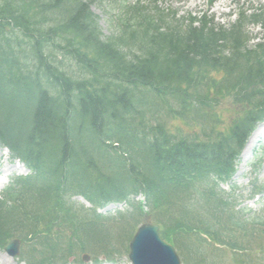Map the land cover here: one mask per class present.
I'll list each match as a JSON object with an SVG mask.
<instances>
[{"label": "trees", "instance_id": "trees-1", "mask_svg": "<svg viewBox=\"0 0 264 264\" xmlns=\"http://www.w3.org/2000/svg\"><path fill=\"white\" fill-rule=\"evenodd\" d=\"M247 17L174 24L137 1L104 36L82 0H0V145L30 170L0 194V249L19 236L29 264H66L86 247L112 261L124 228L110 223L141 222L129 196L142 193L148 215H166L165 239L192 240L194 264L208 261L197 233L247 264L264 217L243 219L217 192L264 121V41L249 47L244 29L249 19L264 36V8ZM222 103L237 109L227 133L214 130ZM162 118L202 135H173ZM75 195L96 207L127 202L130 212L103 217Z\"/></svg>", "mask_w": 264, "mask_h": 264}, {"label": "rangeland", "instance_id": "rangeland-1", "mask_svg": "<svg viewBox=\"0 0 264 264\" xmlns=\"http://www.w3.org/2000/svg\"><path fill=\"white\" fill-rule=\"evenodd\" d=\"M90 5V9L94 13L97 18L98 26L101 29V32L104 36L109 35L116 27H117V10L122 7V5H132L137 1L140 4H145L148 8L152 6L156 8L159 12H161L171 23L174 24H184L187 23L188 17H192L199 20L200 17L205 14V17L212 22L214 27H229V25L233 24L236 21V14L239 11H247L253 9H259L260 7H264V0H215L213 5L209 7L208 0H156L154 5H148L151 0H82ZM149 1V2H148ZM172 16L174 19H172ZM182 24V25H184ZM197 25V24H196ZM245 35L248 37L249 45L254 46L263 40L262 29L259 25L249 23L248 21L245 24ZM217 113V124L214 127L215 132L227 133L229 130V122L234 117V113L237 110L234 107H228L225 103H222L220 106L214 109ZM161 122L166 124L167 130L176 135L178 131L182 135L190 136H201V128L199 125L191 124L188 120L182 119H174L168 120L166 118H162ZM154 126L155 124L152 123ZM257 129L254 130V132ZM252 132V134L254 133ZM249 136V138L252 136ZM245 143L243 150L248 143V140ZM241 155L238 157L235 163V173L232 179L230 180V184H233L237 188H239V193L241 195V199H239L237 208H244L242 211L243 215L241 216L243 219L251 218L258 214L261 211L264 212V130L259 135V137L251 144V149L247 153L246 162H241ZM256 163V170L253 169L250 165ZM29 174V171L24 167V165L17 161L12 160L10 158V153L0 146V181L5 182L4 184L0 182V192L3 191L4 187L8 186L10 180L17 178L18 176H25ZM256 182V184L261 188L257 193L259 199L257 197H253L249 199L251 196V189L249 185L251 183ZM230 184H220L217 192L224 195L230 201ZM237 194V193H236ZM138 198H143L141 194L138 195ZM71 201H76L80 205L79 202L85 204V202L80 200L79 198H73ZM87 205V204H85ZM235 207L234 210L237 209ZM206 210V209H205ZM205 210L203 208L196 209L195 213L199 217L201 214L206 218L207 221H210L207 217L211 216L205 215ZM237 211V210H236ZM103 215L113 217L114 214H108L106 212V208L101 210ZM144 212L149 216L148 208H144ZM160 211L157 213H153L148 218L150 222L155 224L160 228V222H164L166 220V215L160 216ZM145 220V219H144ZM142 221L143 223L146 221ZM112 226L119 230L124 228L123 233L121 234L120 239L115 241L113 244V249H115L114 254L112 255V261L107 262L106 258L107 254L105 251L91 249V247H86L83 252H80L78 249H74L72 255H70L67 259L68 264H131L127 258L128 254V242L135 230L138 228L140 224H133L131 222L122 224L118 219L114 221ZM256 230H260L261 228L256 227ZM68 235V232H65ZM199 238L203 237L202 235L196 234ZM56 235L52 234V237ZM58 236V235H57ZM191 236V235H190ZM257 237V236H256ZM17 236L16 239L19 240V254L14 258H10L4 252V250H0V264H29L28 250L23 247L22 241ZM194 238V237H193ZM15 239V238H14ZM166 240V239H165ZM171 240L173 242L171 244L177 253L181 264H194L197 262V258L194 256V250L188 243H191L192 240H188V238L181 239L178 241L175 240V237ZM174 240L177 242L175 243ZM205 240L209 242V238L205 237ZM207 242H205L207 244ZM181 244V245H180ZM207 245H210L209 243ZM204 253V255L208 258L206 264H234L232 262V258L229 254L225 252H212L205 244H202L200 247ZM264 239L257 238L252 241L250 247L248 249V255L250 256L247 264H264ZM83 254L87 255L88 258L84 262L82 261ZM65 256V254L63 255ZM67 257V256H66ZM98 260L95 261L94 259ZM81 261V263H80ZM236 264H244V263H236Z\"/></svg>", "mask_w": 264, "mask_h": 264}, {"label": "water", "instance_id": "water-1", "mask_svg": "<svg viewBox=\"0 0 264 264\" xmlns=\"http://www.w3.org/2000/svg\"><path fill=\"white\" fill-rule=\"evenodd\" d=\"M17 240L9 242L4 250L10 257L18 255ZM128 257L132 264H180L173 248L159 237L158 228L150 223L141 225L131 238Z\"/></svg>", "mask_w": 264, "mask_h": 264}, {"label": "bare ground", "instance_id": "bare-ground-1", "mask_svg": "<svg viewBox=\"0 0 264 264\" xmlns=\"http://www.w3.org/2000/svg\"><path fill=\"white\" fill-rule=\"evenodd\" d=\"M262 130H264V124H262L261 126H259L257 128V130L252 134V136L249 138L248 143L246 144L242 156H241V162L244 163L246 162L247 159V153L250 151L251 149V144L259 137V135L262 133Z\"/></svg>", "mask_w": 264, "mask_h": 264}]
</instances>
